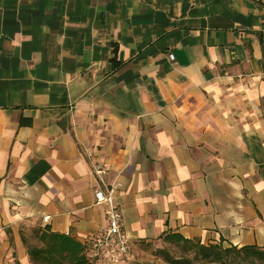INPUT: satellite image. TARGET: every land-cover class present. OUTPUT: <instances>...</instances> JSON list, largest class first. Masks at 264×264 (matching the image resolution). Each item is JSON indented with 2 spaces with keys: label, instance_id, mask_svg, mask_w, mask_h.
Returning a JSON list of instances; mask_svg holds the SVG:
<instances>
[{
  "label": "crops",
  "instance_id": "crops-1",
  "mask_svg": "<svg viewBox=\"0 0 264 264\" xmlns=\"http://www.w3.org/2000/svg\"><path fill=\"white\" fill-rule=\"evenodd\" d=\"M95 167L121 264L176 237L264 250V0H0V264H33L35 229L89 249Z\"/></svg>",
  "mask_w": 264,
  "mask_h": 264
},
{
  "label": "trees",
  "instance_id": "trees-1",
  "mask_svg": "<svg viewBox=\"0 0 264 264\" xmlns=\"http://www.w3.org/2000/svg\"><path fill=\"white\" fill-rule=\"evenodd\" d=\"M41 247H27V254L33 264H94L86 246L74 238L35 229ZM177 241L190 245L197 257L208 264H264V250L257 247L224 248L221 245L204 246L176 237ZM169 240V238H166ZM25 243V239L23 238ZM168 264H190L184 259H173L165 253Z\"/></svg>",
  "mask_w": 264,
  "mask_h": 264
},
{
  "label": "built area",
  "instance_id": "built-area-1",
  "mask_svg": "<svg viewBox=\"0 0 264 264\" xmlns=\"http://www.w3.org/2000/svg\"><path fill=\"white\" fill-rule=\"evenodd\" d=\"M173 60V55L168 56ZM105 169L95 167L94 175L101 188L96 189L94 198L96 205H103L106 226L99 230L89 244V257L93 263L121 264L129 258L131 243L122 225V213L116 203L115 196L121 187L120 183L107 184L103 178ZM45 222L48 218L43 219Z\"/></svg>",
  "mask_w": 264,
  "mask_h": 264
},
{
  "label": "rangeland",
  "instance_id": "rangeland-1",
  "mask_svg": "<svg viewBox=\"0 0 264 264\" xmlns=\"http://www.w3.org/2000/svg\"><path fill=\"white\" fill-rule=\"evenodd\" d=\"M26 247H41V242L35 234V230L23 232ZM149 254L150 259L153 262H143V264H168L164 261L165 253H167L171 258L179 260L184 259L190 261V264H208L200 260L196 256L194 249L184 243H165L161 246H151L145 250Z\"/></svg>",
  "mask_w": 264,
  "mask_h": 264
}]
</instances>
